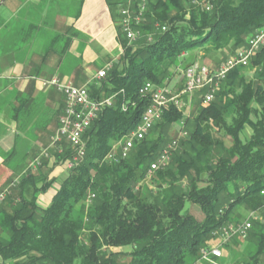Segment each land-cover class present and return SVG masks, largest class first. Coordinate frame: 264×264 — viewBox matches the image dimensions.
Masks as SVG:
<instances>
[{"label":"trees","instance_id":"trees-1","mask_svg":"<svg viewBox=\"0 0 264 264\" xmlns=\"http://www.w3.org/2000/svg\"><path fill=\"white\" fill-rule=\"evenodd\" d=\"M105 2L121 52L87 90L92 98L115 94L114 99L84 132L85 155L69 168L47 206L37 204V194L55 182L48 170L39 172L47 160L36 172L26 165L15 185L13 179L6 182L8 193L0 204V264H192L202 248L212 246L208 240L213 232L233 223L234 207L243 205L252 212L264 206L259 193L264 188V45L247 65L255 68V77L247 80L245 67H235L214 100L198 102L170 162L151 172L155 188L148 196L140 184L166 146L165 133L182 119L175 106L166 108L126 158L104 161L112 144L136 128L149 104L139 93L144 82L167 85L169 66L184 70L194 63L195 49L229 45L231 55L245 46L264 26V0H148L133 41L121 32V0ZM63 108L64 99L56 112L57 126ZM245 125L250 133L242 140ZM55 148L60 149L55 150L57 161L70 160L74 152L65 140ZM90 194L94 196L86 204ZM186 202L196 205L202 216L191 213ZM247 238L251 246L237 254L240 263L260 264L264 221L252 220ZM234 259L232 264H238Z\"/></svg>","mask_w":264,"mask_h":264},{"label":"crops","instance_id":"crops-1","mask_svg":"<svg viewBox=\"0 0 264 264\" xmlns=\"http://www.w3.org/2000/svg\"><path fill=\"white\" fill-rule=\"evenodd\" d=\"M120 52L105 0H0V186L16 179L56 131V112L63 99L43 81L57 77L85 84L93 79L96 67ZM51 163L50 159L39 171L48 170L49 179L57 177L56 168L49 170ZM249 213L234 210L233 223L243 222ZM253 216L264 221V206ZM213 240L211 245H220ZM250 246L248 238L233 237L221 245L222 257L231 247L234 260L242 264L237 254Z\"/></svg>","mask_w":264,"mask_h":264},{"label":"built area","instance_id":"built-area-1","mask_svg":"<svg viewBox=\"0 0 264 264\" xmlns=\"http://www.w3.org/2000/svg\"><path fill=\"white\" fill-rule=\"evenodd\" d=\"M148 2L144 0H121L119 4L118 14L119 23L122 34L129 40L133 41L140 34L138 26L143 21L144 13ZM165 29L164 26L161 27ZM264 45V26L256 29L248 38L246 45L238 48L233 54L229 55L218 66L212 67L198 62L188 65L183 70L184 86L177 92H173L168 85H157L150 81L144 82L142 85V96L148 97L149 104L144 109L141 119L138 122V128L132 129V135L121 137L116 141L107 153L105 162H117L126 158L135 141H139L147 136L153 126L161 119L164 111L169 105L179 109L182 105V95L189 94L194 90H203L201 101L208 104L215 98L217 90L220 88L222 80L226 74L235 67H246L249 65L252 57ZM111 64L108 62L103 68L97 71L96 77L102 78ZM44 85H50L63 96L64 108L58 116V126L55 133L51 137V142L55 146L65 140L73 147V154L67 165L71 168L77 164L81 157L85 155V140L83 134L97 118L103 108L111 105V100L115 94L109 97L95 99L89 95L86 86L74 85L70 82H62L58 78L52 77L43 81ZM180 137L186 136V131L182 130ZM178 140H173L169 145L164 147L151 162V172L164 168L170 162L172 151L177 146ZM60 150V149H58ZM45 155L46 152H45ZM38 158H35L28 164L29 169H34L39 165ZM17 178L13 180L12 186L17 182ZM7 189L0 190V204L4 202ZM264 197V189L259 191ZM93 194L87 197V202L91 201ZM254 211L250 212L247 219L240 223H229L217 228L214 232V238L218 239L220 245H212L204 247L200 251V259L211 264H219L216 259L222 257L223 252L221 245L226 243L233 237L246 238L248 230L251 227Z\"/></svg>","mask_w":264,"mask_h":264},{"label":"rangeland","instance_id":"rangeland-1","mask_svg":"<svg viewBox=\"0 0 264 264\" xmlns=\"http://www.w3.org/2000/svg\"><path fill=\"white\" fill-rule=\"evenodd\" d=\"M230 52L231 51L229 50V45H228V46H226L224 48H218V49L211 48V47H208L206 49H195L193 51L192 55L194 56V59H195L194 62H198V63L209 65V66L211 65L212 67H215V66H218L219 63L224 61V59L226 58V56H228L230 54ZM116 58H115V60H116ZM103 67H104V65L100 66V68L96 67V70L94 72L97 73V71L100 70ZM79 73H80V71H78V74ZM96 73H95L93 79H91V81H89V82H87L85 84H80V83L77 84L74 81H70V83H72L74 85L76 84V85H82V86H86V87H89L91 84H95L96 85L100 81V79H98L96 77ZM243 74H244L245 78L247 80H249L250 78L255 77V68L254 67L251 68L250 66H246L243 69ZM167 75H168V80H165V82L172 89L173 92H177L180 89H182L181 86L184 83L183 82L184 81V79H183V70L179 66H177V67H176V65L169 66ZM55 78H57V77H55ZM181 102H182V105H181V107L178 110L181 112L182 119L180 121L172 123L171 126H170V129L165 133V136L167 138L166 146L169 145L173 140H178L177 141V146L175 147L174 150H176V148L179 145L178 144L179 141L183 138V137H180L179 134H180L181 129L184 130V131L186 129V125L184 123L185 120L187 118H189V117H192L194 115L195 110L197 108L196 106H197L198 102H200V104L202 105V103H201V94L198 92V90H194V91L190 92L189 94L182 95ZM249 133H250V128L247 125H245L241 129L240 138L242 140H245L249 136ZM225 142L227 144H229V138L226 137L225 138ZM65 146H68V145L66 144V145H64V147ZM55 150H58V149L55 148V144L54 145L52 144L51 138L49 137L48 141L46 142V145H44L43 149L40 152L35 153V155L32 158V160H34L35 158H38L39 163H40L39 165H41L42 161L47 160L49 162L50 159H51L52 163H51V168L49 170H51L53 168H56V170H57V177H55V182L49 187V189H47V191L45 192L43 197H41V195L38 196V199H41V200H38L39 205H45V204L48 205V203L44 202V201L46 200V198L47 199L50 198V201H51V198H52L51 196H52L53 191L54 190L56 191L58 189L61 180L67 175L68 170H69V166L67 165V160L66 161L65 160L64 161H62V160L61 161H57V158H56V155H55V153H56ZM45 152H46L47 155H45ZM45 167H47V166H45ZM27 168H28V166H27ZM32 170L33 169H31V171ZM148 172L150 173V169H149ZM40 181H41L40 177L37 178V182H39V186L41 184ZM5 184L6 183H4V184H2L0 186V190L5 189V188H3ZM140 187H141L142 193L144 195H147V196L149 195L150 191H152V190L154 191L155 187H154V185L152 183L151 173L147 176V178L145 180H143L141 182ZM37 195H39V194H37ZM89 203H91V201L87 202V198H86V204H89ZM185 207H187L189 209V211L191 213H193L195 216H197V217H201L202 216L199 208L196 205H192L189 202H186V206ZM240 208H244L247 212H249L243 205H238V206L234 207V210H239ZM213 241L214 240L211 239V238L208 240V242H210V243H212ZM233 259H234V251H233V248L230 247L229 250H228V254L226 256L224 255L223 257L217 258L216 260H217V262L219 264H232ZM192 264H211V263L199 259V260H197L196 262H194Z\"/></svg>","mask_w":264,"mask_h":264},{"label":"bare ground","instance_id":"bare-ground-1","mask_svg":"<svg viewBox=\"0 0 264 264\" xmlns=\"http://www.w3.org/2000/svg\"><path fill=\"white\" fill-rule=\"evenodd\" d=\"M148 0H144V2H147ZM142 92V87L140 88V90H139V93H141ZM111 102H112V100H111ZM138 128V125L136 126V128L135 129H137ZM128 135H132V131H130L129 132V134H127L126 136H124V137H128ZM81 159H82V157H81ZM150 171H151V164H150ZM264 189V188H263ZM262 190V189H261Z\"/></svg>","mask_w":264,"mask_h":264}]
</instances>
